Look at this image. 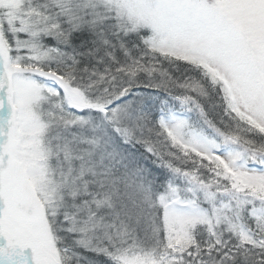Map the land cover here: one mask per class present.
I'll return each mask as SVG.
<instances>
[{
  "label": "snow or ice",
  "instance_id": "6c2138e0",
  "mask_svg": "<svg viewBox=\"0 0 264 264\" xmlns=\"http://www.w3.org/2000/svg\"><path fill=\"white\" fill-rule=\"evenodd\" d=\"M0 264H264V0H0Z\"/></svg>",
  "mask_w": 264,
  "mask_h": 264
}]
</instances>
